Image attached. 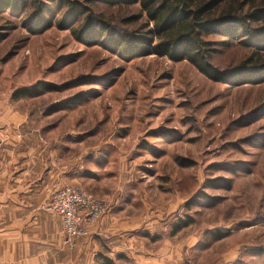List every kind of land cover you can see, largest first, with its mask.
Wrapping results in <instances>:
<instances>
[{"label":"rangeland","instance_id":"374dc122","mask_svg":"<svg viewBox=\"0 0 264 264\" xmlns=\"http://www.w3.org/2000/svg\"><path fill=\"white\" fill-rule=\"evenodd\" d=\"M26 4L0 10V102L42 136L82 144L73 151L84 173L66 186L106 207L73 248L62 225V247L93 238L163 251L166 264H264V75L249 81L244 69L253 53L264 62V43L213 38L215 81L188 61L111 45L108 28L148 36L138 5ZM88 18L103 23L84 35Z\"/></svg>","mask_w":264,"mask_h":264},{"label":"crops","instance_id":"0c3cea01","mask_svg":"<svg viewBox=\"0 0 264 264\" xmlns=\"http://www.w3.org/2000/svg\"><path fill=\"white\" fill-rule=\"evenodd\" d=\"M27 123L23 112L0 102V264H121L122 258L166 264L158 259L163 251L98 248L93 238L73 253L62 247L61 218L43 206L57 190L80 180L82 155L74 156L73 149L82 144L42 136ZM102 230L103 224L93 229L97 240Z\"/></svg>","mask_w":264,"mask_h":264},{"label":"trees","instance_id":"16d2710c","mask_svg":"<svg viewBox=\"0 0 264 264\" xmlns=\"http://www.w3.org/2000/svg\"><path fill=\"white\" fill-rule=\"evenodd\" d=\"M111 5L124 3L138 5L140 13L145 17L144 29L152 25L148 36L137 35L130 40V34L116 33L108 28L109 43L117 49L130 46L133 52L143 56L157 55L167 57L173 62L188 61L202 74L215 81H222L219 73L212 68L211 59L215 53L217 41L215 37L233 40L252 37L255 49L264 43V3L255 0H104ZM29 0H0V10L9 9L13 4L24 7ZM97 21V22H96ZM86 19L82 32L99 27L101 20ZM105 29L99 32L101 35ZM139 34V33H138ZM80 35V34H79ZM78 37V36H77ZM223 44V42H222ZM141 45H144L143 47ZM135 53V54H136ZM136 57V56H134ZM263 58L259 53H253L245 66L250 71L258 73L249 81L259 77L254 82L261 81L264 75L256 72L263 65ZM252 83V82H251ZM30 94V92H25ZM23 93L17 92L13 99H19ZM105 264H112L110 261Z\"/></svg>","mask_w":264,"mask_h":264},{"label":"built area","instance_id":"2783aa9c","mask_svg":"<svg viewBox=\"0 0 264 264\" xmlns=\"http://www.w3.org/2000/svg\"><path fill=\"white\" fill-rule=\"evenodd\" d=\"M43 210L62 219L64 243L73 248L77 239L87 236V226L104 215L106 207L89 193L69 185L57 190Z\"/></svg>","mask_w":264,"mask_h":264}]
</instances>
